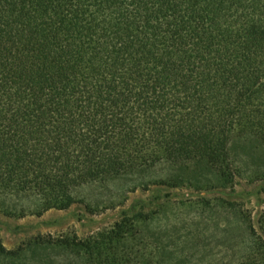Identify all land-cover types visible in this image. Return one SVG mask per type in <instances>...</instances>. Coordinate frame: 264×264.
<instances>
[{
  "label": "trees",
  "instance_id": "16d2710c",
  "mask_svg": "<svg viewBox=\"0 0 264 264\" xmlns=\"http://www.w3.org/2000/svg\"><path fill=\"white\" fill-rule=\"evenodd\" d=\"M236 145L264 181V0H0V214L94 213L81 190L160 165L152 184L188 169L230 184ZM245 224L249 246L220 264H264V202ZM150 249L122 222L14 250L0 237V264H166Z\"/></svg>",
  "mask_w": 264,
  "mask_h": 264
},
{
  "label": "rangeland",
  "instance_id": "374dc122",
  "mask_svg": "<svg viewBox=\"0 0 264 264\" xmlns=\"http://www.w3.org/2000/svg\"><path fill=\"white\" fill-rule=\"evenodd\" d=\"M232 154L241 173L233 183L210 184L209 171L200 169L193 174L188 169L174 173L191 179L182 187L152 184L153 177L171 173L160 165L143 176L81 190V199L97 206L94 213L77 204L68 211H51L42 217L0 214V237L9 250H14L36 238L77 236L86 240L126 222L143 233L154 258L166 264L237 261L250 244L245 222L251 219L256 223L262 210L264 181L254 175L258 166L251 160V151L236 145Z\"/></svg>",
  "mask_w": 264,
  "mask_h": 264
}]
</instances>
